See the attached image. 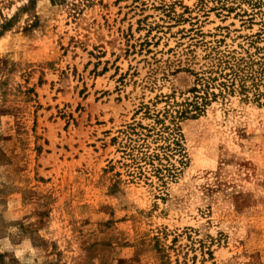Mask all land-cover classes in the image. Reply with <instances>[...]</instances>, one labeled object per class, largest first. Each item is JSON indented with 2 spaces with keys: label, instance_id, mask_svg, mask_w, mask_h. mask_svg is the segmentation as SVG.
Returning <instances> with one entry per match:
<instances>
[{
  "label": "rangeland",
  "instance_id": "rangeland-1",
  "mask_svg": "<svg viewBox=\"0 0 264 264\" xmlns=\"http://www.w3.org/2000/svg\"><path fill=\"white\" fill-rule=\"evenodd\" d=\"M263 56L264 0H0V264H264V105L191 92Z\"/></svg>",
  "mask_w": 264,
  "mask_h": 264
},
{
  "label": "trees",
  "instance_id": "trees-1",
  "mask_svg": "<svg viewBox=\"0 0 264 264\" xmlns=\"http://www.w3.org/2000/svg\"><path fill=\"white\" fill-rule=\"evenodd\" d=\"M226 70L228 71L225 72ZM216 74L215 77L210 76L206 80H199L200 88L192 89L195 110H201L211 96L217 97L215 92H210L214 87H219V95L224 98L238 92L245 98H251L254 102L264 105V56L256 59L249 57V60L246 58L235 59L233 64L228 63ZM218 81L220 82L217 83ZM199 94L202 95L199 96ZM186 105L192 106L188 102ZM185 113L182 112L181 115Z\"/></svg>",
  "mask_w": 264,
  "mask_h": 264
}]
</instances>
